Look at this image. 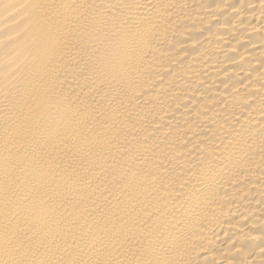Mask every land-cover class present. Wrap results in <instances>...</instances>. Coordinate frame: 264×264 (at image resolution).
Wrapping results in <instances>:
<instances>
[{
	"label": "bare ground",
	"instance_id": "1",
	"mask_svg": "<svg viewBox=\"0 0 264 264\" xmlns=\"http://www.w3.org/2000/svg\"><path fill=\"white\" fill-rule=\"evenodd\" d=\"M0 264H264V0H0Z\"/></svg>",
	"mask_w": 264,
	"mask_h": 264
}]
</instances>
